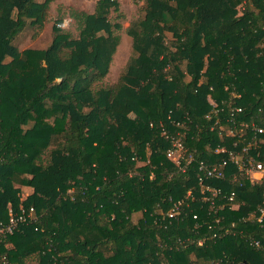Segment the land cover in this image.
<instances>
[{
  "label": "trees",
  "instance_id": "trees-1",
  "mask_svg": "<svg viewBox=\"0 0 264 264\" xmlns=\"http://www.w3.org/2000/svg\"><path fill=\"white\" fill-rule=\"evenodd\" d=\"M50 2L0 0V220L21 204L38 215L1 251L16 264H264L252 244L264 243V224L248 219L264 187L246 181L240 207L217 222L198 182L199 162L216 160L220 142L211 99L237 93L236 116L264 123V0H144L127 30L133 54L109 85L119 0L70 8L77 36L60 16L48 46L19 49L15 39L43 23ZM170 114L186 120L194 160L185 172L167 157L161 123L178 128ZM64 155L77 173L51 168ZM21 187L32 188L25 199Z\"/></svg>",
  "mask_w": 264,
  "mask_h": 264
},
{
  "label": "built area",
  "instance_id": "built-area-1",
  "mask_svg": "<svg viewBox=\"0 0 264 264\" xmlns=\"http://www.w3.org/2000/svg\"><path fill=\"white\" fill-rule=\"evenodd\" d=\"M238 96L239 94L233 93V96L224 99L222 104L211 99L213 105L212 130H215L220 138V142L213 151L217 159L212 163L202 160L198 164V182L203 193L202 200L210 201L212 215L216 216L217 222L224 218L220 212L225 207L234 210L240 207L236 198L246 181L261 184L264 187V159L258 158L264 155L262 150L258 149L259 144L264 143V140L261 139L264 136V123L258 124L255 121L248 123L245 119L236 116L243 112V107L236 102ZM228 109L229 112L226 116L223 112ZM169 122L178 128L172 131L166 124L161 123L162 135L169 139L167 157L185 172L194 160L193 153L187 154L184 142V138L188 134V129H182L186 126V120L175 119L170 114ZM253 148L257 149L256 154L251 153ZM217 179H229L232 188L225 191L223 186H216L209 182ZM182 205V199L175 201L167 216L174 218ZM8 213L7 220H0V264H16L11 261L7 252L1 251L3 241L18 231L21 225L30 224L38 219L36 208L33 205L27 207L21 204L18 210L10 207ZM248 219L263 225L264 206H259L249 213ZM252 244L258 249L264 248L262 239H253Z\"/></svg>",
  "mask_w": 264,
  "mask_h": 264
},
{
  "label": "rangeland",
  "instance_id": "rangeland-1",
  "mask_svg": "<svg viewBox=\"0 0 264 264\" xmlns=\"http://www.w3.org/2000/svg\"><path fill=\"white\" fill-rule=\"evenodd\" d=\"M97 2L98 0H51L46 13L47 16L43 23L28 26L27 29L15 39V45L19 49L27 47L44 48L48 46L54 35L53 25L60 21V16H63V21L59 25L65 27V29L70 31L73 36H77L79 28H77L74 18L69 15L70 8L93 12L96 8ZM119 2V5L116 8H113L110 14V19L113 23L121 24L120 28H115L116 34L120 36V42L114 53L109 71L103 79L105 85L117 82L129 57L133 54L132 38L127 30L129 26L144 13L142 8L144 0H119ZM10 58L11 57H8L7 60ZM71 156L64 155L62 157H56L52 161L51 168L54 170L69 168L68 171H70V173H77L79 166L75 160L76 157H73V155ZM23 188L24 187H21V196L22 199H25L23 197L24 194L22 193ZM139 215L140 213H138L136 217H139Z\"/></svg>",
  "mask_w": 264,
  "mask_h": 264
},
{
  "label": "crops",
  "instance_id": "crops-1",
  "mask_svg": "<svg viewBox=\"0 0 264 264\" xmlns=\"http://www.w3.org/2000/svg\"><path fill=\"white\" fill-rule=\"evenodd\" d=\"M22 193L24 194V198H26L28 195L32 193V188L31 187H24L22 189Z\"/></svg>",
  "mask_w": 264,
  "mask_h": 264
},
{
  "label": "water",
  "instance_id": "water-1",
  "mask_svg": "<svg viewBox=\"0 0 264 264\" xmlns=\"http://www.w3.org/2000/svg\"><path fill=\"white\" fill-rule=\"evenodd\" d=\"M243 264V263H242Z\"/></svg>",
  "mask_w": 264,
  "mask_h": 264
}]
</instances>
